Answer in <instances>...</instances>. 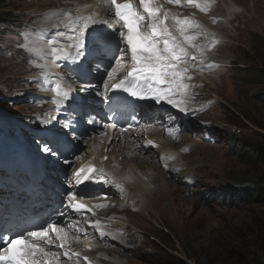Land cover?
I'll return each mask as SVG.
<instances>
[{"label":"rangeland","instance_id":"374dc122","mask_svg":"<svg viewBox=\"0 0 264 264\" xmlns=\"http://www.w3.org/2000/svg\"><path fill=\"white\" fill-rule=\"evenodd\" d=\"M94 1L0 0V142L7 138L35 145L36 133L55 124L51 113L45 112L48 105L36 106V99L29 95L34 92L32 80L37 75L33 71L40 67V59L50 56L37 48L49 39L55 42L57 30L65 32L61 12ZM257 1L230 0L232 11L226 17L214 14L219 28L211 38L216 37L217 30L224 31L225 39L220 40L223 51L216 50L214 58L209 52L206 55L209 64L220 67L213 72H196L193 90L197 93L190 101L197 99L199 110L205 101L206 112L195 116L194 111L185 117L171 143L167 133L161 135V129L149 130L165 142L162 149L141 148L144 137L132 148L136 152L122 157L124 164L134 168V180L139 181L135 184L129 176L123 194L102 185L106 190L100 192H106L102 199L85 202L103 203L105 207L98 213L112 224L105 228L106 241L78 242L80 252L88 250L98 264H155L148 256L162 255L161 250L185 264H237L234 252L244 254L248 249L254 254L253 261L264 264L251 248L259 229H264V202L251 197L241 203L236 202L237 197L224 200L230 192L227 188L234 184H264V162L250 160L243 149V141L264 146V94L258 93L264 90V81L248 76L249 70L264 69V0L254 6L249 3ZM237 2L243 13L237 12ZM53 24L59 27L53 28ZM53 61H45L44 68H50ZM205 76L213 83L208 89ZM46 81L45 96L59 84L53 73ZM190 104L189 109L193 107ZM86 139L77 143L79 159L72 163L76 169L93 164L95 148L92 139ZM122 152L112 147L107 158ZM166 152L172 154L164 160ZM105 156L98 147L96 160ZM59 183L68 190L67 182ZM87 215L95 220L91 211ZM105 225L101 224L102 228Z\"/></svg>","mask_w":264,"mask_h":264},{"label":"snow or ice","instance_id":"6c2138e0","mask_svg":"<svg viewBox=\"0 0 264 264\" xmlns=\"http://www.w3.org/2000/svg\"><path fill=\"white\" fill-rule=\"evenodd\" d=\"M104 3L112 14L111 20L92 15L74 18L67 10L59 14L63 16L61 24L67 21L72 26L69 29L71 35L57 31L55 36L67 37L70 41L67 48L74 51L52 47L51 55L53 62L70 65L69 71L75 81L65 87L57 84L52 88L55 94L52 103L57 111L72 102L75 106L73 111L79 110L77 114L83 112L87 117L85 122L96 125L95 117L88 112L89 101L93 97H100L101 102L108 105H126L130 103L127 98L131 97L133 100L153 101L156 105H170L180 113L187 114L195 86L191 83L192 73H202L206 67H219L215 63L206 64V53L219 40H209L208 30L194 17L179 18L167 5H182L207 13L213 0H138V4L134 0H104ZM213 23L216 21L213 20ZM115 25H119V29ZM52 27L58 28L59 25L53 24ZM201 38L206 42H200ZM53 43L54 40L49 39L47 46ZM93 64L96 71H99L100 64H104L106 70V78L102 76L96 83L91 78ZM121 69H125L126 74L118 76ZM100 79H103L102 85ZM77 92L82 95H77ZM136 123L134 120L127 128L120 127L119 132L124 134L130 131ZM66 126L71 131L73 123L67 122ZM106 127L115 130L117 123ZM167 131L171 135L173 129L169 127ZM73 139L78 137L73 135ZM148 145L155 146L151 140L147 141L145 147ZM38 150L63 164L70 166L73 163L63 156L64 152L73 150L71 140L57 139L54 144L39 142ZM65 178L68 180V190L61 194V206L54 210V216L42 218L39 223L28 220L20 223L25 215L24 210L20 209L17 211L18 230L13 231L0 223V264H80V253L68 248L73 224L67 223L66 218L73 213L81 216L86 211L95 214L96 208L105 205L86 206L82 202L86 196L78 186L83 184L87 187L85 182L91 181L109 189L113 184L116 189H122L116 178L110 179L103 167H81L74 170L70 178ZM90 227L99 233L101 239L106 236L99 220L93 221ZM76 231L87 234L84 228H76ZM61 256L66 260H62ZM83 260L87 262L88 257H83Z\"/></svg>","mask_w":264,"mask_h":264},{"label":"bare ground","instance_id":"6f19581e","mask_svg":"<svg viewBox=\"0 0 264 264\" xmlns=\"http://www.w3.org/2000/svg\"><path fill=\"white\" fill-rule=\"evenodd\" d=\"M101 1L104 2V0H95L92 3H86V4H93V6L86 5V4H80L78 7H70V9H66V10L68 12H71V14L73 15L74 18L76 16H78V15H92V16H94L96 18H99V19H109L110 20L111 12H110L109 8L107 7V5L105 3H101ZM233 1L236 2V0H233ZM250 1H257V0H250ZM120 2H122V0H120ZM261 2H262V0H259L257 2H252V3L249 2V3H250V5H253L254 6V5H258ZM83 3H85V2H83ZM236 5L238 7H240L239 8L240 11L238 10L237 12L243 13L244 12V8L242 6H240L238 2L236 3ZM167 7L171 11H173L174 13H176L179 18H183V17H190V18L196 17V18H198V22L200 24H202L208 30V32H209V40H212L213 39V38H211V36L214 34L215 29L216 28H219V24L217 23V20H216V17H215L214 14L221 13L223 17H226L227 13H229L230 11H232L231 4H230V0H213V3L210 6L209 12L205 13V16H203V13L200 12L196 8L183 7L182 5H180V8L181 9H179L176 5H174V6H167ZM212 20H215L216 23H213ZM64 23H63L61 29L66 28L67 29V32H69V29H70L69 27L71 25H68L67 24V21L64 22ZM57 31H59V30H57ZM69 35H71L70 32H69ZM54 38H56V40L53 43V45L47 46V42L48 41H46L45 44H42L41 46H39L37 48L38 52L39 53H44V52L48 51L49 52V55H50L49 58L54 59L52 57V55H51V48L52 47H55L57 49L64 48L66 51H74L73 49H68L67 48L68 43H70L69 40H65L63 37H56V36ZM214 38L217 39V40H219V43H216V44L217 45L219 44L220 46L216 48V44H214L213 46L211 45V51H209V55H211L212 58H214V55L216 53V50L217 51H221L222 50V48H221V45L222 44H221L220 40H224L225 39V37H224V31L217 30L216 37H214ZM200 42H206V41L201 40ZM57 54L63 55V53H59V52ZM207 57H209V56H207ZM57 64H58L57 62H54L51 65L49 64V66H51V67L50 68H47V69L45 68V70H47L50 73H53L54 75L57 74V73H61L60 66H57ZM206 64H209V60H206ZM211 74L212 73H210V75ZM192 75H193V80L191 81V83L194 84V79H195V76L197 75V73L194 72V73H192ZM197 80L199 82V79L198 78H197ZM205 80L207 81V83H206L207 89H208V85L213 86V83L207 78V76H205ZM96 81H97L96 78H94L92 80L93 83H96ZM45 87H47V86H45ZM192 92H193V94L197 93L193 89H192ZM54 96H55V94L52 92V89L49 90V93H48L47 97L53 99ZM93 98H95V97H93ZM45 102L46 101L44 100L41 103L44 104V105H46ZM193 102H190L191 103L190 105H193V107L194 106L197 107L198 106L197 105L198 104V100L197 99H194ZM54 106H55V104H54ZM166 106H167V110L168 111L173 110L177 114L185 115V113H180L177 109H173L170 105H166ZM63 111H64V109L61 110V111H58V112L61 115V113ZM187 114H191V111H189ZM143 133H145V134L144 135H142L141 133H136V135L135 134H132V133L121 134L119 132H112L110 130H106V132L102 135L104 137L103 138H100L98 136L99 137V139H98V137H97L96 134L87 131V134L84 135V136H82V140L83 139H86V138H89V137H92V138H89V139H92L91 140V143H92L93 148H95V154L93 156V160L94 161H93V164H91L94 168L103 167L104 170H108L109 178L111 179L112 177H115L116 180H117V182H119L120 179H124V181L120 182L122 185L124 183H127L128 182V181L126 182V180H127V178L129 176L131 177L132 182L134 181V183L136 184V182H137L138 179L135 178V180H134V178H133L136 175L134 168L132 166L130 168L129 167L130 165L128 166V165L124 164L123 161H122V157L125 158V155L126 154L128 155L129 152H131V153L132 152H136V151H132V148H136L138 140L139 139H142L144 137H145V141H144L143 145H141V148H159V149H162V144H165L164 141H160V138H158V139L156 138L155 132H149V130H147V131L144 130ZM161 135L163 136V134H161ZM6 140H7V138H6ZM148 140L153 141V143H154L155 146L148 145L147 147H145V145L147 144V141ZM168 141L171 143L174 140L171 138V139H168ZM12 144L14 145L13 142H8V145H12ZM98 147L103 148V151L105 152V155H106L105 157L110 156V154H108V150L110 152V149L112 147L114 149H116V150H119L121 152L123 151V152L120 153L119 155H114L115 157H111L110 159H108V158L107 159H104L105 157H103L99 161H97L96 160V157H97V153H98ZM21 148H22L21 146L15 145V149L19 150ZM165 154H168V153L166 152ZM127 155H126V157H127ZM27 158L33 159L31 156L26 157V159ZM119 158H121V159H119ZM8 159L10 161H14V162H17L19 160L17 157H15V154L13 155V157H10ZM41 163L42 162L39 161V164H41ZM85 166H88V165H85ZM2 167L3 168L5 167L6 169H12V167L9 166L6 163L2 164ZM103 186H102V190H104V188H105ZM79 187L80 186H78V188ZM66 191H67V189H66ZM52 195H53V193L45 192L44 195H43V197L39 201H42L43 199H49L48 200L49 203L50 202H54V200L50 199ZM25 203L28 204L29 202H25ZM32 203H34V202H32ZM91 205L92 204L86 205V206H89L90 207ZM49 208H51V207L48 206L45 210H37V211L46 212ZM8 209L9 208L6 205H4L3 203H0V223H2V224H3L2 214L3 213H7ZM105 211H106V209H105ZM86 228H87V226H86ZM87 230H88V228H87ZM101 230H103L105 233L108 232L107 229L105 230V227L101 228ZM78 244H79L78 241L71 240V242H69L68 248H70L71 251L74 250V252H78V253H80V255H82V253L80 252V249H79V246L80 245H78ZM53 250H56V249L53 248ZM91 259H92L93 264H98V260L96 258L91 257Z\"/></svg>","mask_w":264,"mask_h":264},{"label":"trees","instance_id":"16d2710c","mask_svg":"<svg viewBox=\"0 0 264 264\" xmlns=\"http://www.w3.org/2000/svg\"><path fill=\"white\" fill-rule=\"evenodd\" d=\"M1 17V14H0ZM248 72V71H247ZM249 75L252 77H257L264 81V69L261 70H249ZM259 94L263 95L264 90L258 92ZM258 94V95H259ZM243 149L246 153L247 157L250 160H262L264 162V146L258 148L257 146H252L248 141H243ZM229 193H227L224 197V200L231 201L233 197L236 198V202L241 203L244 201L249 200V198H257L259 202H264V184L261 182H255L252 184H234L227 188ZM226 190V191H227ZM253 191V193H252ZM225 193V191H224ZM223 195V192L221 193ZM260 233L257 236V239L252 243L251 248H255L256 252L262 259L264 260V229H259ZM163 245L165 243L161 241ZM245 248V247H244ZM247 248V247H246ZM246 250V249H245ZM162 255L151 254L148 256V261L155 263V264H185L183 261L170 257L167 253L161 250ZM243 252H234V257L237 260V264H258L256 260H252L254 254L250 255L249 249L242 254ZM233 254V251H231ZM230 254V255H231ZM250 255V257H249ZM250 261V262H249Z\"/></svg>","mask_w":264,"mask_h":264}]
</instances>
